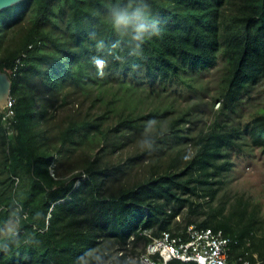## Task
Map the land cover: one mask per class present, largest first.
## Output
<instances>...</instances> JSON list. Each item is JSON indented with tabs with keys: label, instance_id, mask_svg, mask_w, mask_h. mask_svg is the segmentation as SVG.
<instances>
[{
	"label": "trees",
	"instance_id": "obj_1",
	"mask_svg": "<svg viewBox=\"0 0 264 264\" xmlns=\"http://www.w3.org/2000/svg\"><path fill=\"white\" fill-rule=\"evenodd\" d=\"M0 69L15 100L0 111V264H134L129 248L191 224L231 237V264H264L260 205L225 189L237 160L264 155V101L243 112L264 87V0H24L0 11ZM70 93L86 107L56 121Z\"/></svg>",
	"mask_w": 264,
	"mask_h": 264
},
{
	"label": "rangeland",
	"instance_id": "obj_2",
	"mask_svg": "<svg viewBox=\"0 0 264 264\" xmlns=\"http://www.w3.org/2000/svg\"><path fill=\"white\" fill-rule=\"evenodd\" d=\"M11 36L14 37V40L17 39L19 37L17 30H16L14 35L12 32ZM216 73H217V71L214 69L212 72H210V75L208 77H204L202 79V81L205 83L208 81L213 82L214 79L216 81ZM38 76H40V73L38 74ZM38 76L33 75L32 73L28 74L23 79L22 86H25V89H27V81L29 82V85H30L31 82H33L35 79L38 78ZM36 84L38 86H40V82H38ZM48 86L50 88H52L51 85H48ZM215 86H216V82H213V84L210 85V87H209L210 91L209 92L211 94L213 93ZM49 87H48V89H49ZM257 91L258 92L255 93L253 96L254 100L248 101L247 105H245V108L243 111L244 114L249 113V111L254 112V110H256L255 107L259 104V101H260L258 96H260L261 100L264 101V87H263V84L261 82H259V84L257 85ZM142 92L147 93L148 89L145 91L141 90V93ZM43 96L46 98V102L49 104V107L51 109H54L53 100H52L53 96L50 94H46ZM78 97L79 96H77L76 93H74V94L70 93L68 95L67 104L62 106L61 108H58L55 111L56 121H59V119L65 118V116L68 115L69 113L76 114L77 110H81L84 108L85 105L82 103L83 98L79 99ZM146 102H149V99H146ZM197 102H198L197 96L196 97L194 96L190 100V103L192 104V106H194V104ZM88 103H89V100L85 99V104H88ZM218 105L219 104L216 102V105H215L216 109L218 108ZM149 109H151V105H146L145 110H144L145 113L149 112ZM102 110L103 109L100 108L96 112H100ZM203 110H206V112H207L208 108H202L199 111L202 112ZM113 120L115 121V118L111 117L109 119V122L106 123L105 125H113V124H111V123H113ZM98 142L99 141H97V143H96L97 154L99 153L98 147L100 146L98 144ZM133 152H134V149L132 148V145H130L129 147H127V148L125 147V149H122L115 154L108 155V156H111V161H110L111 166L117 167V165H118V167H119V165H120L121 168L125 169L128 166L127 165L128 158L131 156V154H133ZM90 156L95 158L96 157L95 152L90 154ZM76 158H77V156L73 155L69 158V160H64V162L69 161L70 162L69 166H73V164L76 161ZM76 171H78V170H74V172H76ZM60 173H62V172H60ZM54 174L57 176L56 172ZM142 175H143V173H142L141 166L136 167V168H132V170H129V172L127 173V176H129V177L135 176L136 178H138V177L140 178ZM226 180H227V185L225 186V189H226L227 193H231L234 196L244 195L245 198L249 197L252 204L260 205V208H261L260 213H261L262 217L264 218V155L261 153L260 149L254 148L253 152L251 154V158H249V159L246 157V159L237 160L236 167L227 174ZM119 183H120V180H119ZM113 186H115V185L113 184ZM16 227L17 226H16L15 221L11 220L5 226V228L3 230V235L9 234V233L15 231ZM141 248H142L141 246H138V248L135 250L136 251L135 255L132 254L131 248H129L127 250V252L129 253L130 259L134 264L139 263L138 262V253L141 251Z\"/></svg>",
	"mask_w": 264,
	"mask_h": 264
},
{
	"label": "built area",
	"instance_id": "obj_3",
	"mask_svg": "<svg viewBox=\"0 0 264 264\" xmlns=\"http://www.w3.org/2000/svg\"><path fill=\"white\" fill-rule=\"evenodd\" d=\"M23 66L21 58L16 60L14 71ZM14 76L15 72H14ZM15 100L10 96L3 111L4 116L12 117V106ZM1 210V209H0ZM233 239L226 236L222 230L199 228L195 224L187 227L186 235L173 236L163 232L153 238L138 255L139 264H168L173 260L194 264H231V245ZM247 264V262L245 263Z\"/></svg>",
	"mask_w": 264,
	"mask_h": 264
},
{
	"label": "clouds",
	"instance_id": "obj_4",
	"mask_svg": "<svg viewBox=\"0 0 264 264\" xmlns=\"http://www.w3.org/2000/svg\"><path fill=\"white\" fill-rule=\"evenodd\" d=\"M113 20L115 22V24L119 27L121 25H127L131 19L136 18L137 20H141L142 21V10L140 8H137L135 12H133L131 14V16H129L127 9L125 10H120V9H115L113 10ZM147 23L145 22H140L137 24L135 31L137 33L136 39H141L143 34L147 31ZM95 63L97 64V67H101L103 65V61L97 59L95 61ZM218 107L220 106V102H218ZM1 111V110H0ZM190 156H185L184 159L188 160L190 159ZM83 261V258H81Z\"/></svg>",
	"mask_w": 264,
	"mask_h": 264
},
{
	"label": "water",
	"instance_id": "obj_5",
	"mask_svg": "<svg viewBox=\"0 0 264 264\" xmlns=\"http://www.w3.org/2000/svg\"><path fill=\"white\" fill-rule=\"evenodd\" d=\"M24 0H0V11L8 9ZM12 86L9 74L0 69V110L8 103Z\"/></svg>",
	"mask_w": 264,
	"mask_h": 264
}]
</instances>
